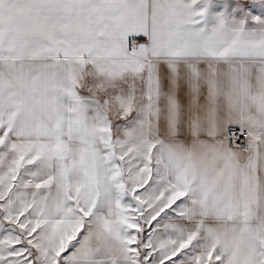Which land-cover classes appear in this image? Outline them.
Returning <instances> with one entry per match:
<instances>
[{
	"label": "snow or ice",
	"instance_id": "snow-or-ice-1",
	"mask_svg": "<svg viewBox=\"0 0 264 264\" xmlns=\"http://www.w3.org/2000/svg\"><path fill=\"white\" fill-rule=\"evenodd\" d=\"M0 264H264V0H0Z\"/></svg>",
	"mask_w": 264,
	"mask_h": 264
}]
</instances>
